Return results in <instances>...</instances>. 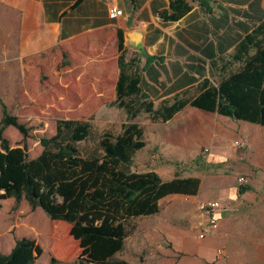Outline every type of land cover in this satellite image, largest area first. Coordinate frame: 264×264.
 I'll return each instance as SVG.
<instances>
[{"label":"rangeland","instance_id":"obj_1","mask_svg":"<svg viewBox=\"0 0 264 264\" xmlns=\"http://www.w3.org/2000/svg\"><path fill=\"white\" fill-rule=\"evenodd\" d=\"M117 37L84 36L47 51L25 53L18 36L6 34L0 22V121L4 103L18 123V127H7L3 136L12 149H25L34 159L43 153L42 139L56 134L59 121H82L92 126L93 135L80 145L82 151L95 147L106 134H122L125 124L137 123L144 130L146 146L134 155L132 171H154L165 181L199 178L202 196L173 195L161 201L160 214L130 220L122 247L115 243L117 228L79 229L51 220L25 200H4L0 207V253L10 254L18 241L31 239L42 249L34 264H103L98 253L128 264H176L174 246L199 251L211 241V236L199 238L201 228L196 222L198 203L204 195L219 200L232 212L234 221L228 227L246 235L252 249L263 243L264 165L254 162L256 158L264 161L260 151L264 129L248 124L242 125L243 130L232 129L223 123L228 126L226 136L211 130L200 137L195 124L178 117L163 122L142 112L129 120L126 110L115 105L120 74ZM129 58L127 55L126 62ZM160 99L158 94L150 98L155 110ZM243 178L252 191L232 199L231 192H239ZM111 240L114 243L105 248Z\"/></svg>","mask_w":264,"mask_h":264},{"label":"trees","instance_id":"obj_2","mask_svg":"<svg viewBox=\"0 0 264 264\" xmlns=\"http://www.w3.org/2000/svg\"><path fill=\"white\" fill-rule=\"evenodd\" d=\"M199 1L208 7L206 0ZM185 13L178 7L176 13L164 11L160 15L164 21H179ZM117 36L120 74L115 105L126 110L129 120L145 112L169 122L186 107H192L264 128V21L239 45L233 60L240 67L235 72L226 74L220 82L204 80L198 86L199 94L192 98L187 93L176 94L162 101L156 110L141 86L138 60H125L126 36L122 31ZM153 59L147 57L148 62ZM1 106L0 207L4 200H25L51 220L75 228H117L115 243L122 247L125 225L130 220L160 214V203L167 197H196L200 192L202 182L196 177L165 181L154 171H132L134 155L146 146L144 130L137 123L125 124L122 134H106L95 147L82 151L80 145L93 135L92 126L82 121H59L56 134L42 139L43 153L30 159L25 149H12L3 136L7 127H18V123L5 104ZM250 189L240 186L239 194L245 195ZM41 255L42 249L33 240L22 239L10 254L0 253V264H34ZM98 255L103 264H128Z\"/></svg>","mask_w":264,"mask_h":264},{"label":"crops","instance_id":"obj_3","mask_svg":"<svg viewBox=\"0 0 264 264\" xmlns=\"http://www.w3.org/2000/svg\"><path fill=\"white\" fill-rule=\"evenodd\" d=\"M206 1L208 7L199 0H0V22L6 34L18 36L25 53L47 51L84 36H111L118 31L124 36L140 33L143 36L139 46L125 41L127 55L129 60H138L144 92L150 98L158 94L162 102L176 94H199L198 86L204 80L220 82L223 76L235 72L240 67L233 60L239 45L264 21V0ZM178 7L186 10L179 21L161 18V12L173 14ZM114 9L123 15L112 19L110 12ZM148 56L154 59L148 62ZM177 117L195 124L200 137L211 130L226 136L228 126L223 123L232 129H242L245 124L257 126L192 107H186L173 119ZM260 151L263 154L264 148ZM255 161V165H264L262 160ZM202 188L203 185L198 197L202 196ZM239 195L243 196L234 189L230 196L234 199ZM207 197L204 195L200 202L214 199ZM232 215L221 208L220 229L205 238L211 236V241L199 251L174 246L176 264H264V241L252 249L246 235L228 227L234 221ZM198 216L196 222L202 230L207 219L200 213Z\"/></svg>","mask_w":264,"mask_h":264},{"label":"built area","instance_id":"obj_4","mask_svg":"<svg viewBox=\"0 0 264 264\" xmlns=\"http://www.w3.org/2000/svg\"><path fill=\"white\" fill-rule=\"evenodd\" d=\"M123 15L121 10H112L110 12V17L112 19H117ZM242 183L241 186H248L245 178L240 179ZM222 206L218 200H209L202 201L198 204V211L203 218L207 219V224L202 225V230L199 235L201 240H204L209 234L215 232L219 228L220 217L218 216V212L221 210ZM221 253V252H220Z\"/></svg>","mask_w":264,"mask_h":264},{"label":"water","instance_id":"obj_5","mask_svg":"<svg viewBox=\"0 0 264 264\" xmlns=\"http://www.w3.org/2000/svg\"><path fill=\"white\" fill-rule=\"evenodd\" d=\"M126 36H127L126 39L129 43H133L136 44V46H139L143 35L137 32H133Z\"/></svg>","mask_w":264,"mask_h":264}]
</instances>
